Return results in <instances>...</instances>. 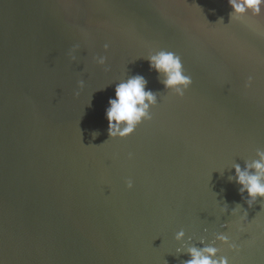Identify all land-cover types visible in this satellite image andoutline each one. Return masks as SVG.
I'll return each instance as SVG.
<instances>
[{
  "label": "water",
  "instance_id": "water-1",
  "mask_svg": "<svg viewBox=\"0 0 264 264\" xmlns=\"http://www.w3.org/2000/svg\"><path fill=\"white\" fill-rule=\"evenodd\" d=\"M230 12L227 0H0V264H184L193 246L264 264V204L248 207L233 170L264 151V16L229 24ZM159 49L192 78L182 99L143 59ZM137 74L158 95L152 118L109 140L108 99Z\"/></svg>",
  "mask_w": 264,
  "mask_h": 264
},
{
  "label": "clouds",
  "instance_id": "clouds-1",
  "mask_svg": "<svg viewBox=\"0 0 264 264\" xmlns=\"http://www.w3.org/2000/svg\"><path fill=\"white\" fill-rule=\"evenodd\" d=\"M231 9L229 13L230 23L247 24L250 20H254L264 16V0H227ZM216 24H223V18H220ZM85 39L87 34H84ZM79 44L74 45L67 53L70 62L76 60L75 53L79 51ZM109 44L103 45V50L108 51ZM146 59L151 71H154L160 78L164 90L171 93L178 99H182L185 92L192 85L191 76L185 73L181 57L173 51L166 49L150 50L143 57ZM93 62L97 66L106 64V57L93 56ZM107 71V69H105ZM148 81L142 75H133L126 79H121L114 87V96L108 99V106L105 109V119L107 121V136L109 140H124L129 137L135 129L143 122L151 120V109L157 105V94L147 88ZM253 83V77L248 76L244 82V88L247 90ZM78 88L84 87V82L79 81ZM79 93H77L78 95ZM98 133H92L95 139ZM107 142V141H105ZM258 159L250 164H246L243 169L240 165H234L235 183L238 185V192L242 199L245 197V203L251 207L257 199L264 204V151L257 152ZM132 158L129 153L128 159ZM233 177H229L232 182ZM125 188L131 190L133 183L131 180L125 181ZM226 208L221 209L225 211ZM240 213L239 206L233 209L231 215L237 216ZM247 213L240 214V221L247 222ZM184 232L179 231L175 234L174 239L180 241L184 238ZM215 241L220 245L227 246L229 252L238 254L240 247L230 242L226 234L215 236ZM203 243V241H201ZM220 251L217 247L206 246L197 248L195 246L187 248L189 259L184 264H230L227 256L221 255L217 258ZM180 252V249H177Z\"/></svg>",
  "mask_w": 264,
  "mask_h": 264
}]
</instances>
